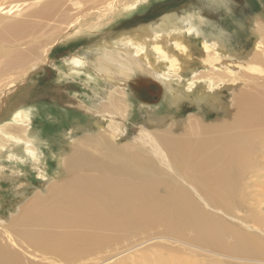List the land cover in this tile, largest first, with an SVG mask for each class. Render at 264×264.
<instances>
[{
    "label": "bare ground",
    "instance_id": "bare-ground-1",
    "mask_svg": "<svg viewBox=\"0 0 264 264\" xmlns=\"http://www.w3.org/2000/svg\"><path fill=\"white\" fill-rule=\"evenodd\" d=\"M147 1L0 0V110L17 84L47 61L63 35L69 40L100 30ZM48 15L56 28L44 23L45 33L53 29L51 35L37 49L29 48L40 34L35 28L31 35L24 33V21H45ZM203 23L196 13L180 18L167 14L159 25H143L113 43L104 42L92 52L93 61H69L70 73L87 66L104 81V92L94 93L95 102L83 108L102 128L98 135L72 143L71 154L61 155L60 178L70 173L69 179L57 177L47 195L18 206L12 222L24 230L8 240L11 245L0 240V264H25L14 252L17 242L46 253L44 262L35 264H130L125 258L143 264H195L189 259L195 251L219 258L220 264H264V84L259 94L246 92L250 82H264V25L254 19L255 45L236 60L228 40L221 34L206 36ZM187 35L204 37L203 70L191 69L179 95L172 93V79H182L196 59ZM25 49L30 55L25 56ZM140 77L136 87L158 81L173 105L200 87L197 102L206 99L210 107L223 108L218 92L237 84L242 88L234 96L230 120L195 122L184 135L176 134L181 121H173L168 130H152L157 124L144 122L133 142L120 146L135 109L128 86ZM13 111L10 122L0 127V150H10L9 158L25 151L35 159L31 111L24 105ZM39 167L43 172L45 167ZM160 232L168 237L158 238L154 247L146 241L116 254L134 250L129 258L109 262L133 233L141 239Z\"/></svg>",
    "mask_w": 264,
    "mask_h": 264
},
{
    "label": "rangeland",
    "instance_id": "rangeland-1",
    "mask_svg": "<svg viewBox=\"0 0 264 264\" xmlns=\"http://www.w3.org/2000/svg\"><path fill=\"white\" fill-rule=\"evenodd\" d=\"M143 5L135 11L119 17L100 30L96 29L89 33L86 32L69 40L67 35H63L62 41L52 47L47 61L36 71H32L26 81L21 82L20 85L18 83V87H15L12 92L13 94L11 93V95L7 96L9 98L7 103L4 104L3 108L5 109L0 110V127L10 122L13 110L23 105L24 108L30 109L32 116L31 132L32 138L35 139L33 147H35L38 157L33 159V156L31 158L28 156V158L25 156L24 151L23 154L9 158L10 150H0L1 243L11 245L8 240L14 239L18 232L24 230L23 227L17 226L12 222L16 209L31 202L39 194L47 195L50 189L49 186L53 182H57L54 181L57 177L60 178V174L62 171L64 172L59 162L61 155L71 154L74 147L73 144L76 145V142L86 140L85 138L88 135H98L97 133L102 128H98L97 119L83 108L86 104L90 105L95 102L94 93L104 92L102 88L104 81L100 80L92 72V69L87 66H85V69H77L76 73L70 70V73L68 65H71L69 61L72 58L86 57L88 61H93L94 57L91 55L104 42L113 43L119 36L139 29L143 25H159L167 14H173L180 18L196 13L204 21L202 29L205 35L221 34L226 41L228 40V47L232 50L231 52L235 59L241 60L255 45L254 19H257L258 22L260 21L259 25H264V0H224L223 2L221 0H148ZM75 12L73 10L70 14L74 15ZM24 22H26L24 24V33L31 35L35 28L36 32L40 34V39H35L30 44L29 48L35 46V49L41 46L40 42H44V38L51 35L53 29L57 26L50 15L47 16L45 21L44 19H26ZM44 23H50L53 29L48 28L51 31L45 33ZM186 37L190 42L196 59L188 64L190 68L185 69L181 73L183 80H171L172 93L177 90L179 95L183 91L182 87L186 79H191V69L198 72L203 70L200 66V58L203 56L204 37L198 39L191 35ZM40 50L39 48L38 51ZM30 53L27 49L24 50L25 56L30 55ZM141 78L143 77L131 80L128 86V91L131 94L130 98H132L131 101L135 109L133 108L134 113H131L132 117L130 116L131 119L126 123L127 134L123 139L119 140L118 145L120 146L133 142L136 130L148 122L157 124L156 128L155 126L150 128L152 130H168L173 121H181L183 124L179 125L176 134L184 135L185 131L189 130L188 126L195 122L210 125L230 120L234 114L233 112H235L232 106L234 96L238 95L242 88V85L237 84L235 88H224L218 92L219 97L225 103L223 108L210 107V102L207 103L206 99L202 102H197L196 97L203 94L200 87L196 88L189 96H184V101L181 100L177 105H173L169 100L170 95H166L164 87L158 81H148V87H136V81ZM263 84L264 82L259 84L250 82L247 84L246 92L254 95L259 94L263 91ZM162 123H165V127L160 125ZM103 125L106 126L105 124ZM171 132L175 135L174 131ZM23 146L18 147L20 151L21 149L23 150ZM260 161L264 162V157ZM37 163L45 167L43 172L39 171L40 167ZM61 177L58 181L69 179L70 173L62 174ZM252 201L253 196L244 200L246 204ZM227 220L232 221L230 218ZM136 234L133 233L121 242L119 245L121 249L112 253L111 259H108L109 262L124 258L126 255L129 258L130 255L128 256V254L134 250H129L119 256H116V254L130 249L134 245L147 241V245L150 244L154 247V242L159 240L158 238H162V236L168 237V235L160 232L158 234H149L146 238L140 239L134 237ZM17 244L18 247L15 248L17 251L14 252L21 256L25 264L44 262L45 252L34 249L23 242H17ZM209 250L213 251L212 249ZM107 252H112V249L107 250ZM199 252L201 251H195L189 258L190 261L195 264H220L219 258L209 256L205 252H202L203 254ZM183 257L187 256L184 255ZM122 261L130 264H143L141 261H131L126 258ZM83 264H97V262L85 261ZM149 264L154 263L149 262Z\"/></svg>",
    "mask_w": 264,
    "mask_h": 264
}]
</instances>
